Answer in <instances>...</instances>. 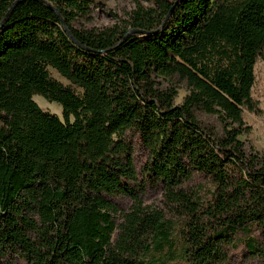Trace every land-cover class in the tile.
I'll use <instances>...</instances> for the list:
<instances>
[{"label":"trees","instance_id":"obj_1","mask_svg":"<svg viewBox=\"0 0 264 264\" xmlns=\"http://www.w3.org/2000/svg\"><path fill=\"white\" fill-rule=\"evenodd\" d=\"M145 1L0 0V264H264V0Z\"/></svg>","mask_w":264,"mask_h":264},{"label":"rangeland","instance_id":"obj_2","mask_svg":"<svg viewBox=\"0 0 264 264\" xmlns=\"http://www.w3.org/2000/svg\"><path fill=\"white\" fill-rule=\"evenodd\" d=\"M138 4L145 7L151 6L150 2L145 0H101L93 6L92 19L89 23L85 22L88 27H106L113 26L117 23H121L127 19L128 12L137 8ZM256 82L253 89V96L256 100L257 109L254 112L245 111V132L241 135V138L246 142L249 149L252 151H258L264 154V55L258 59L256 64ZM52 75L60 81L68 84L69 82L64 79L58 72L51 70ZM187 93L186 85L182 84L179 90L177 102L181 103L184 96ZM36 102L45 110H49L52 113L58 114L60 117L63 115V109L57 102H50L43 96L35 95ZM209 119L210 122H216L215 118L203 116ZM137 144V140H135ZM135 157L138 166L146 160L145 151L136 145ZM148 198V202L153 204L158 203L160 199V193L157 190L151 189ZM119 203L123 208L130 206V201L126 198H119Z\"/></svg>","mask_w":264,"mask_h":264},{"label":"water","instance_id":"obj_3","mask_svg":"<svg viewBox=\"0 0 264 264\" xmlns=\"http://www.w3.org/2000/svg\"><path fill=\"white\" fill-rule=\"evenodd\" d=\"M39 1H42V2H45L46 0H39ZM19 1H17L15 4H14V6L18 3ZM13 6V7H14ZM13 9V8H12ZM12 9H11V11H12ZM132 32H138V31H132Z\"/></svg>","mask_w":264,"mask_h":264}]
</instances>
